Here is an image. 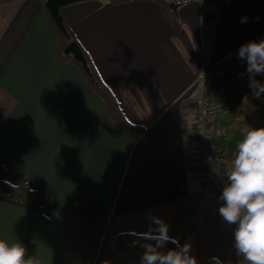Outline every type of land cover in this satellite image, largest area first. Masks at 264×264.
Segmentation results:
<instances>
[{"label": "crops", "instance_id": "0c3cea01", "mask_svg": "<svg viewBox=\"0 0 264 264\" xmlns=\"http://www.w3.org/2000/svg\"><path fill=\"white\" fill-rule=\"evenodd\" d=\"M111 1H80L60 15L139 134L121 130L60 60L42 0H0V166L8 184L36 193L27 205L0 197V238H18L43 264H133L129 235L146 232L151 213L191 242L198 264H238L235 225L220 217L219 195L199 187L190 132L199 99L237 122L223 116L230 105L240 116L234 103L212 102L207 73L247 74L235 52L264 38V0ZM248 126L259 128L222 127L229 141Z\"/></svg>", "mask_w": 264, "mask_h": 264}, {"label": "clouds", "instance_id": "9594fccd", "mask_svg": "<svg viewBox=\"0 0 264 264\" xmlns=\"http://www.w3.org/2000/svg\"><path fill=\"white\" fill-rule=\"evenodd\" d=\"M241 18V23L247 22ZM237 59L246 62L248 86L255 98L264 95V82L256 79L264 75V38L242 44ZM241 77L244 73L240 74ZM237 152L231 161L230 172L218 200V212L224 223L235 225L234 244L238 264H264V127L248 126L237 141ZM150 226L138 234L139 240L151 241L141 245L139 264H198L192 254V244L170 236V225L161 217L149 214ZM139 240L133 241L135 246ZM171 243L174 247L168 248ZM0 264H43L18 238H0ZM209 264H226L219 257L209 258Z\"/></svg>", "mask_w": 264, "mask_h": 264}, {"label": "trees", "instance_id": "16d2710c", "mask_svg": "<svg viewBox=\"0 0 264 264\" xmlns=\"http://www.w3.org/2000/svg\"><path fill=\"white\" fill-rule=\"evenodd\" d=\"M124 1H130V0H113L111 2L120 3ZM150 1L167 6L166 0H150ZM44 3L45 0H42V9L46 17L48 18L49 22L51 23L54 33L60 38L62 43L61 50L59 53L60 60L63 63L72 64L80 71L83 79L86 81L89 87L92 88L95 91V93L99 96V98L103 101L110 118L115 122V124L121 130L131 134L141 133L143 128L132 126L123 118V116L119 111L115 98L112 96L110 91L104 86V84L99 79L93 65L91 64L85 52L81 49L87 61V65L90 71L89 75L85 73L82 66L79 63L75 62L71 56H66L63 54L65 47L69 43L75 42L78 44V42L73 32L65 24L63 18H62V22L68 34V38H65L61 34L59 29L54 25L52 19L50 18L44 6ZM256 79L261 82H264V75H258L256 76ZM207 81L213 96L212 102H218L224 104L226 101L229 100L232 103H234L238 108L243 106L245 96L247 95L249 90L248 74L241 77V75H238L231 70H225L218 74L213 72H208ZM210 118L213 120L215 124H219L220 126H223L225 124L221 119H219L218 114L216 112L211 113ZM206 145L208 146L212 154L217 156L223 155L225 161L227 162L231 161L237 152V147H236L237 144L235 146L229 144L228 139L224 136V134L221 137L208 138L206 140ZM4 175H5V168L0 166V197L4 199L16 201L21 204H26V205L29 204L31 202V199L36 195L35 191L31 190V188L24 183H20L17 185L8 184L3 179ZM129 236L139 240V236H135V235H129ZM118 237H122V236H116L115 238L112 239L110 244L112 245V242L116 243L117 241H119L117 239ZM139 242L151 243V241H143V240H139ZM167 247L171 248L174 247V245L169 243ZM113 259L116 261V258L113 257Z\"/></svg>", "mask_w": 264, "mask_h": 264}, {"label": "built area", "instance_id": "2783aa9c", "mask_svg": "<svg viewBox=\"0 0 264 264\" xmlns=\"http://www.w3.org/2000/svg\"><path fill=\"white\" fill-rule=\"evenodd\" d=\"M195 113L192 119L190 138L197 150V161L200 168L199 187L207 194L220 195L226 177L230 172L231 161L224 156H217L210 152L206 140L210 137H221L223 127L215 124L210 118L212 113L208 101L199 99L194 105Z\"/></svg>", "mask_w": 264, "mask_h": 264}, {"label": "rangeland", "instance_id": "374dc122", "mask_svg": "<svg viewBox=\"0 0 264 264\" xmlns=\"http://www.w3.org/2000/svg\"><path fill=\"white\" fill-rule=\"evenodd\" d=\"M234 106V105H232ZM231 105L228 106L224 112V115L227 117H237L235 121H237L235 124H231L229 119H226L225 122V129L228 133L231 131V125H233L234 129H238V127H243V122L245 120V123L247 125H258V127H264V95H261L259 99L255 98V96L252 94V91L248 90L247 95L244 99V106L243 108H238L239 114L236 113L235 109ZM239 123V124H238ZM243 130V129H242ZM142 247H133L129 246L128 248H125V255L127 254L129 261H131L133 264H139L140 255L142 254L140 250ZM206 264H209L207 262Z\"/></svg>", "mask_w": 264, "mask_h": 264}, {"label": "water", "instance_id": "95a60500", "mask_svg": "<svg viewBox=\"0 0 264 264\" xmlns=\"http://www.w3.org/2000/svg\"><path fill=\"white\" fill-rule=\"evenodd\" d=\"M80 1H84V0H45L44 6L50 18L52 19L54 25L59 29V31L65 38H68V34L62 22L60 9L64 6L77 3ZM170 8L173 11H175V7L170 6ZM63 54L66 56H71L75 62L79 63L82 66L86 74L88 75L90 74L86 58L77 43L75 42L69 43L65 47ZM242 138H243L242 134L234 133L233 138L229 140L228 143L231 144L232 146H235L237 144V141Z\"/></svg>", "mask_w": 264, "mask_h": 264}]
</instances>
